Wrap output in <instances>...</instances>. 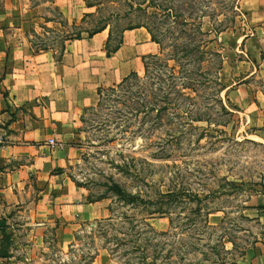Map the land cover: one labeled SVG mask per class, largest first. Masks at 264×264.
Segmentation results:
<instances>
[{
    "label": "rangeland",
    "instance_id": "rangeland-1",
    "mask_svg": "<svg viewBox=\"0 0 264 264\" xmlns=\"http://www.w3.org/2000/svg\"><path fill=\"white\" fill-rule=\"evenodd\" d=\"M87 3L97 5L89 8L92 17H83L76 26L61 21L65 32L56 39L49 36L48 45L56 42L59 50L65 39L106 22L111 45L123 29L139 26L149 29L159 43L158 58L147 59V76L139 57L126 60L127 69L135 70L142 83L132 79L130 89L113 95L101 88L102 102L84 111L72 140L78 155L67 175L88 200L105 197L109 216L79 224L64 245L52 227L43 229V238L26 228L28 232L20 231V238L12 241L4 226L0 257L12 256L16 264L235 263L260 231V224L246 217L245 204L256 196L264 198V128L246 125L224 88L236 82L233 74H247L252 62L264 60V0ZM146 46L126 48L143 56ZM159 89L178 106L177 116L163 119V125L171 122L173 133L183 130L174 140H167L166 126L158 128L150 121L148 105L142 104L146 113L136 116L132 110L137 103H120L131 95L143 100ZM111 184L144 200L172 193L173 200L163 205L168 216L147 218L142 206L123 202ZM214 213H222V220L210 225L208 216ZM145 217L152 232L141 223ZM13 246H19L17 253L9 255Z\"/></svg>",
    "mask_w": 264,
    "mask_h": 264
},
{
    "label": "crops",
    "instance_id": "crops-1",
    "mask_svg": "<svg viewBox=\"0 0 264 264\" xmlns=\"http://www.w3.org/2000/svg\"><path fill=\"white\" fill-rule=\"evenodd\" d=\"M91 12L83 0H0V130L8 140L0 149V223L12 241L20 238V231L28 232L26 228L43 238V229L52 227L55 239L64 245L79 224L109 216L106 199L89 202L84 189L67 175L78 155L72 140L84 111L97 105L98 90L137 73L127 69L128 59L139 57L143 69V57L156 55L158 45L144 28L125 30L120 47L109 57L105 53L109 28L91 38L84 34L69 39L63 50H57L56 42L46 43L49 36L56 39L65 32L61 21L76 26ZM245 40L243 36L241 42ZM137 43L148 45L142 47L146 55L126 48ZM252 66L247 74H233L238 78L225 85L224 92L246 125L261 130L264 60ZM245 206L246 217L260 224V231L231 264H264V198L256 196ZM208 220L216 225L222 213L210 214ZM17 247L9 255L17 253ZM14 260L0 257V264H16Z\"/></svg>",
    "mask_w": 264,
    "mask_h": 264
},
{
    "label": "trees",
    "instance_id": "trees-1",
    "mask_svg": "<svg viewBox=\"0 0 264 264\" xmlns=\"http://www.w3.org/2000/svg\"><path fill=\"white\" fill-rule=\"evenodd\" d=\"M86 7L87 8H96L97 5L95 4H89L87 3V0H83ZM149 3V2H148ZM136 6H139L141 4L139 3H135ZM135 4H130V7L132 8ZM151 7H153L154 5L149 3ZM97 11V10H96ZM114 17H120L118 14H113ZM111 16V15H110ZM88 17H92L89 14L84 15V19L88 18ZM111 18V17H110ZM110 27V23L106 22L103 25L97 27L95 26V24H93V28L90 30H85V31H81L79 34L75 35V38H69V39H81V33L84 32L86 33V38H91L93 35L105 30L106 28ZM142 26H139L137 28H141ZM144 28V27H143ZM134 28H126L123 29L118 37L116 38V41L113 45H111V41H112V30L111 28H109V32H108V38L105 44V53L106 55L109 57L112 53L116 52L118 50V48L120 47L121 44V36L122 33L125 30H131ZM146 31L148 32V34L151 37V41L154 42L155 44H159L156 39H154L151 31L147 28H145ZM69 39H65V41L69 40ZM64 41V43H65ZM63 43V42H62ZM64 43L62 44V46L60 47L59 50H63L64 49ZM40 48H43L42 44H39ZM36 50H38V48H35ZM158 56L157 55H150V56H146L142 59V64H143V70L145 75L147 76L148 73V62L147 59H157ZM57 60H59V57H57ZM147 78V77H146ZM132 79H134L137 83H142V80H139L137 73H130L126 78H124L119 84L113 86V87H109L106 88L105 90H107V93L109 95H113V94H119L121 91L123 92V90L126 88L127 90L130 89L131 86V81ZM101 89L98 90L97 94H98V102L96 107L100 105V103L102 102V97H101ZM160 92H162L161 94H159ZM127 95V94H124ZM139 96L142 97V94H139ZM143 100H138L137 98L133 97L132 95L130 96V100H127L129 103H127V101H122L120 103L122 104H130V102H134L137 103L135 108H132L130 110L135 111V115L138 116L140 114H145L146 112H144V107L143 105H148L149 108H145L146 111H150L151 113H153V118L150 117V121H152L153 125L158 126V128L166 126L165 127V135L168 137L167 140H174L176 139L175 135L178 134L179 136L183 134V130L179 131L178 133H173L171 130V127L173 125H171V122L167 120V123H169L170 125L164 124L163 125V119L166 116V118H174L175 116H177L178 114L176 113V109H177V105L173 104L172 99L169 97L168 92H164V91H160L157 90L156 92H150L148 95H143ZM147 98H149V100H147ZM143 104V105H142ZM93 109V108H90ZM173 111V115H170V112ZM185 114V113H184ZM187 117V115H185V118ZM146 139V138H145ZM110 190H112V192H114L121 200H123V202H128L130 204H136L139 206H142L143 211L146 213L145 215H147V218H152L154 216H168V211L167 208L164 207L163 205L168 203L173 200V194L172 193H167V194H158V196L156 197V199L153 200H144L142 198H140L139 196H130V194H126V192H124L118 185L116 184H111L110 186ZM101 199H105V197H100L96 200H88L89 202H95ZM197 199V198H196ZM205 224L207 225L206 221H204ZM143 224V226L145 228H147L149 231H153L152 227L146 222V217L144 218L143 222H141ZM147 223V224H146ZM0 230L3 232L4 230V224L0 223ZM161 236L164 235V233L160 234Z\"/></svg>",
    "mask_w": 264,
    "mask_h": 264
},
{
    "label": "built area",
    "instance_id": "built-area-1",
    "mask_svg": "<svg viewBox=\"0 0 264 264\" xmlns=\"http://www.w3.org/2000/svg\"><path fill=\"white\" fill-rule=\"evenodd\" d=\"M48 143H49L50 148H53V147H54V143H53L51 140H49ZM7 144H8L7 137H6V135L0 130V149L3 148V147H5Z\"/></svg>",
    "mask_w": 264,
    "mask_h": 264
}]
</instances>
